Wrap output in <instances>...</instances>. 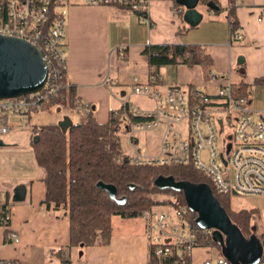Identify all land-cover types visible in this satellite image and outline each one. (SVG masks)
<instances>
[{"label": "crops", "instance_id": "obj_1", "mask_svg": "<svg viewBox=\"0 0 264 264\" xmlns=\"http://www.w3.org/2000/svg\"><path fill=\"white\" fill-rule=\"evenodd\" d=\"M215 1L214 5L220 11L216 13L197 5L195 12L199 20L192 24L184 18L185 10H178L173 0H152L146 18L118 6H91L85 5L82 0H70L65 22V80L74 87L78 101L93 113L98 123H105L110 112L120 111L125 102L142 110H153V99L131 92L133 76L138 77L141 83H147L150 67L146 64L142 50L150 44H197L212 56L213 80H204L197 65L161 66L157 69L159 79L153 87L162 92L174 87H192L216 95L219 87L224 84L223 77L227 75L232 84L246 83L250 89L256 86L254 80L264 75V18H260L264 0L236 2L234 15L240 40L231 39L228 0ZM106 79L114 83L110 84ZM62 108L33 112L14 131L22 128V131L27 132L31 124L44 125L35 119L39 113L53 110L63 112L57 114L59 116L55 117L54 125L64 120L72 123L79 121L81 112L69 108L64 111ZM32 120L35 122L32 123ZM28 134L30 140L31 134ZM145 134L150 135L147 143L139 146L138 137L132 143L135 147H145L149 154L155 155L162 130ZM156 135L157 152L148 146ZM130 142L127 135L120 136L123 153L128 150ZM1 143L0 152H31L35 166L31 176L13 181L25 187L22 201L12 200L15 186L7 182L0 183L3 199L12 206L9 229L19 238L16 244L5 242L6 230L0 227L1 258L16 260L21 264H149L147 228L140 217L123 219L113 216L111 236L106 245L71 247L68 220L61 217L60 212L44 210L41 204L45 195L43 171L36 164L31 145L23 148L17 145L9 147L2 139ZM24 168L19 166L20 170L24 171ZM251 210L239 209L245 212ZM210 254L219 256L215 249L209 253L203 247L195 248L191 262L201 264Z\"/></svg>", "mask_w": 264, "mask_h": 264}, {"label": "built area", "instance_id": "obj_2", "mask_svg": "<svg viewBox=\"0 0 264 264\" xmlns=\"http://www.w3.org/2000/svg\"><path fill=\"white\" fill-rule=\"evenodd\" d=\"M70 0H0V35L22 39L37 49L47 69L43 88L25 96L0 100V141L20 127L28 116L44 110L60 96L61 78L66 73L64 39L67 7ZM152 0H82L85 5L118 6L146 18ZM238 0H236L237 2ZM260 18H264V7ZM232 39L240 40L235 31ZM229 75L216 95L180 87L165 92L153 85L159 79L150 68L147 83L131 79V92L153 99V110H142L125 102L120 111L128 126L130 139L124 154L132 162L156 165H190L202 173L213 190L229 197H264V118L251 108V100L232 92ZM212 73L209 80H213ZM110 84L114 82L106 79ZM81 113L88 111L77 99ZM161 129L162 135L155 155L145 147H135L138 133ZM186 205L177 209L159 208L142 211L140 218L147 228L150 260L160 261L179 256L172 264H192L196 234L184 218ZM245 212V211H238ZM12 215L10 202L3 199L0 187V227L6 230L5 242L16 244L19 238L9 229ZM209 253L210 245L203 247ZM0 264H21L0 257ZM73 264V263H71ZM150 264V263H149ZM201 264H232L223 256L208 255ZM259 264H264V259Z\"/></svg>", "mask_w": 264, "mask_h": 264}, {"label": "trees", "instance_id": "obj_3", "mask_svg": "<svg viewBox=\"0 0 264 264\" xmlns=\"http://www.w3.org/2000/svg\"><path fill=\"white\" fill-rule=\"evenodd\" d=\"M178 10H182L174 0ZM215 0H198V5L214 12L209 7ZM230 33L237 30L234 15L236 0H228ZM232 39V37H231ZM142 55L150 68L159 69L165 65L199 66L204 80L212 73V56L197 44L163 43L144 47ZM60 96L52 101L64 104L81 112L77 107L74 87L60 80ZM254 85L264 88V75L254 80ZM188 91H193L188 87ZM232 92L237 97L250 99V85L232 84ZM128 131L121 112H110L105 123H98L91 111L81 113L78 122L63 121L53 126L31 127V147L36 164L43 171L42 182L45 195L41 204L48 212H60L69 223V245L84 248L93 245H106L111 236V218H139L142 211L166 207L170 210L185 205L182 192L160 189L154 185L159 177L172 178L185 184L207 185L219 205L226 211L230 221L237 226L244 238H254L262 249L264 259V233L260 228L261 216L257 210L235 212L230 209V198L216 193L208 179L190 165H156L132 162L122 152L120 136ZM111 184L116 188L117 198H124L122 204L111 200L97 187V183ZM161 195L167 198H160ZM184 218L196 234V246L210 245L222 254V245L212 236L211 230L200 229L195 223V214L185 209ZM224 257V256H223ZM179 256L151 259L150 264H172Z\"/></svg>", "mask_w": 264, "mask_h": 264}, {"label": "water", "instance_id": "obj_4", "mask_svg": "<svg viewBox=\"0 0 264 264\" xmlns=\"http://www.w3.org/2000/svg\"><path fill=\"white\" fill-rule=\"evenodd\" d=\"M174 1L185 10L184 18L187 21L192 24L198 22L199 15L195 12L198 0ZM208 6L216 7L214 3H209ZM46 76V65L37 49L22 39L0 35V100L40 91L45 84ZM154 185L160 189L182 192L186 208L196 216V225L200 229L212 231V236L222 245V254L229 262L260 263L262 249L258 241L254 238H244L207 185L175 182L170 177H159ZM97 187L102 189L111 200L119 204L124 203V198H117L116 188L113 185L98 182ZM24 195V185H17L13 189L12 200L22 201Z\"/></svg>", "mask_w": 264, "mask_h": 264}, {"label": "rangeland", "instance_id": "obj_5", "mask_svg": "<svg viewBox=\"0 0 264 264\" xmlns=\"http://www.w3.org/2000/svg\"><path fill=\"white\" fill-rule=\"evenodd\" d=\"M250 98H251V108L253 110L261 111L262 116L264 118V88H260L257 86H252L250 89ZM151 103H149L150 105ZM63 107L64 111L69 107L64 104H54L53 107ZM71 109V108H69ZM73 110V109H71ZM68 111V110H67ZM75 111V110H74ZM57 110H53L52 112H41L38 114L35 119L36 122H42L44 125L37 126H53L56 124L55 117L59 116L57 114ZM71 116V115H70ZM72 117V116H71ZM73 119L75 116L72 117ZM32 120V123L35 122ZM52 122V123H50ZM34 125V124H33ZM31 124V127L33 126ZM25 126V125H24ZM23 126V127H24ZM31 127L26 129L27 132L20 130H13L12 133H8L5 135L2 140L10 147V146H20L22 147H30L31 141L29 140V134H31ZM137 137L139 138V146L147 143L150 140V135L145 133H138ZM158 136L152 140L150 145L151 148H155L158 142ZM264 140V136L261 138V141ZM2 151V150H1ZM155 151L157 152L156 148ZM154 151V152H155ZM34 160L31 152H10L3 151L0 152V183H8L11 186H17L19 184L13 183L14 180H18L23 176H31L34 171ZM19 166H25L24 171L19 169ZM160 198L165 199L167 196L161 195ZM230 198V209L232 211L238 212L239 209H252L257 210L261 216V225L260 228L264 233V221L262 220V210H264V197L260 196H242V197H229ZM159 209L170 210L169 208L162 207Z\"/></svg>", "mask_w": 264, "mask_h": 264}]
</instances>
